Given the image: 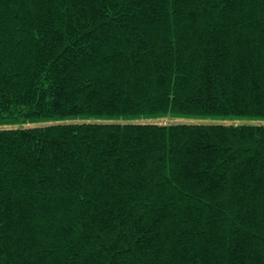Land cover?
<instances>
[{"label": "trees", "instance_id": "trees-1", "mask_svg": "<svg viewBox=\"0 0 264 264\" xmlns=\"http://www.w3.org/2000/svg\"><path fill=\"white\" fill-rule=\"evenodd\" d=\"M164 116L264 120V0H0V264H264V123Z\"/></svg>", "mask_w": 264, "mask_h": 264}, {"label": "rangeland", "instance_id": "rangeland-1", "mask_svg": "<svg viewBox=\"0 0 264 264\" xmlns=\"http://www.w3.org/2000/svg\"><path fill=\"white\" fill-rule=\"evenodd\" d=\"M134 122H141V123H158V124H169V123H224V124H257V123H264V120H249L246 118H229V119H220V118H210V117H179V116H164V117H157V118H146V119H139L134 120ZM47 123H37V124H26V126H33V125H42Z\"/></svg>", "mask_w": 264, "mask_h": 264}]
</instances>
